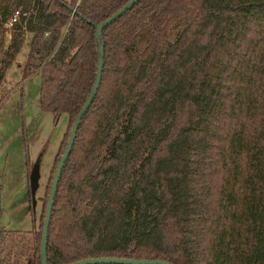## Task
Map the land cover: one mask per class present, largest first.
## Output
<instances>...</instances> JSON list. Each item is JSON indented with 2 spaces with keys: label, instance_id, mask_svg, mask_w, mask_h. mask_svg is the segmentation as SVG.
<instances>
[{
  "label": "trees",
  "instance_id": "1",
  "mask_svg": "<svg viewBox=\"0 0 264 264\" xmlns=\"http://www.w3.org/2000/svg\"><path fill=\"white\" fill-rule=\"evenodd\" d=\"M125 1L0 0V81L23 23L21 79L37 70L39 108L53 123L67 116L39 224L0 229V264H40L53 169L95 75L92 23ZM100 39V80L60 169L46 264H264V0H137Z\"/></svg>",
  "mask_w": 264,
  "mask_h": 264
},
{
  "label": "rangeland",
  "instance_id": "2",
  "mask_svg": "<svg viewBox=\"0 0 264 264\" xmlns=\"http://www.w3.org/2000/svg\"><path fill=\"white\" fill-rule=\"evenodd\" d=\"M14 31L23 32L24 40L3 70L0 81V229L7 231L37 228L49 172L67 127L65 113H60L53 123L52 114L39 108L37 70L21 79L20 65L27 55L29 34L24 31L23 23ZM10 32L11 28L9 37ZM65 34L63 26L57 44ZM3 36L7 42L9 38ZM102 153V147L96 144L90 152L93 157ZM197 159L195 164H198ZM33 164L37 176L30 205L28 174ZM194 184H198L197 176Z\"/></svg>",
  "mask_w": 264,
  "mask_h": 264
},
{
  "label": "water",
  "instance_id": "3",
  "mask_svg": "<svg viewBox=\"0 0 264 264\" xmlns=\"http://www.w3.org/2000/svg\"><path fill=\"white\" fill-rule=\"evenodd\" d=\"M137 0H126L122 5H120L117 9L111 12L107 17L98 21L97 23H92L94 27V37L98 38L97 44V63L95 75L90 86V89L86 95L84 102L81 107L74 115L69 130L67 134V138L64 144V147L56 161L55 167L53 169V174L50 182L49 191L46 198L45 208L43 212V220H42V228L41 235L39 240V255H40V264H46L45 259V241H46V233L47 226L50 217V211L53 203L54 194L56 191V185L58 181V176L60 174V169L69 153L70 147L73 142V138L75 135V131L80 120V117L86 110L87 106L91 102L92 96L94 95L96 88L98 86L100 80L101 66H102V41L100 39L101 28L112 21L115 17L119 16L124 10H126L129 6H131ZM36 168L32 166L30 172L28 174V183L29 190L32 191L35 188V179H36ZM69 264H173L168 261L159 260V259H128V258H119V257H91L82 260H77L71 262Z\"/></svg>",
  "mask_w": 264,
  "mask_h": 264
},
{
  "label": "built area",
  "instance_id": "4",
  "mask_svg": "<svg viewBox=\"0 0 264 264\" xmlns=\"http://www.w3.org/2000/svg\"><path fill=\"white\" fill-rule=\"evenodd\" d=\"M24 15L27 14V12H24L23 13ZM18 15H19V9H15L12 14H11V17L4 23V28H3V34L9 38V33H8V30L12 24L13 21H15L17 18H18Z\"/></svg>",
  "mask_w": 264,
  "mask_h": 264
}]
</instances>
